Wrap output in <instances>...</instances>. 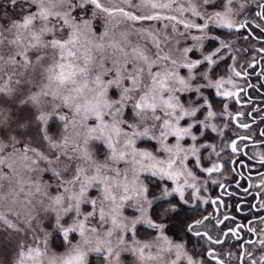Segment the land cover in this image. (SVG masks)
<instances>
[{
	"label": "snow or ice",
	"instance_id": "1",
	"mask_svg": "<svg viewBox=\"0 0 264 264\" xmlns=\"http://www.w3.org/2000/svg\"><path fill=\"white\" fill-rule=\"evenodd\" d=\"M249 89L264 0H0L2 264H264Z\"/></svg>",
	"mask_w": 264,
	"mask_h": 264
},
{
	"label": "flooded vegetation",
	"instance_id": "2",
	"mask_svg": "<svg viewBox=\"0 0 264 264\" xmlns=\"http://www.w3.org/2000/svg\"><path fill=\"white\" fill-rule=\"evenodd\" d=\"M259 70V68L257 69V71ZM252 82L253 83H256V84H259L261 83L262 81L260 79H257V77L253 76L252 77ZM249 94L253 97V100L256 104V107L257 108H261V109H264V89H261L260 91H253L251 89H249ZM252 107L251 104L248 105V110H250ZM254 115L257 116V122L259 123V126L260 128H264V123H260L261 119L264 118V112H261L260 114H256L254 113ZM259 149H249V154L251 155L252 152L254 151H258ZM241 159H244V157H241ZM246 172V170H245ZM241 185L243 186V181H240ZM231 191H235L237 192V196L235 197H232V198H225L226 201L230 204V205H233L235 204L237 201H240L241 203L244 204V208L245 210H247V203H244V198H243V193L241 190H237L235 188V186L233 185L232 188L230 189ZM246 200L248 202H251L252 201V197L251 196H247L246 197ZM226 211L230 214V215H237L238 218L243 221L246 217L244 216H241L239 213L236 212L235 208L233 207H229L228 209H226ZM252 215H255V214H252ZM231 243H234V241H226V244H231ZM222 246H217V248H220Z\"/></svg>",
	"mask_w": 264,
	"mask_h": 264
},
{
	"label": "rangeland",
	"instance_id": "3",
	"mask_svg": "<svg viewBox=\"0 0 264 264\" xmlns=\"http://www.w3.org/2000/svg\"><path fill=\"white\" fill-rule=\"evenodd\" d=\"M0 239H2V234H0ZM2 262H3V256H0V264H2Z\"/></svg>",
	"mask_w": 264,
	"mask_h": 264
}]
</instances>
